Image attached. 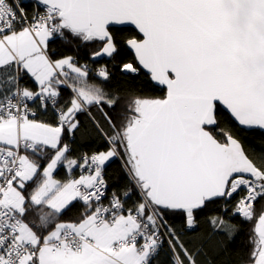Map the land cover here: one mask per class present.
Listing matches in <instances>:
<instances>
[{"label": "snow or ice", "instance_id": "obj_1", "mask_svg": "<svg viewBox=\"0 0 264 264\" xmlns=\"http://www.w3.org/2000/svg\"><path fill=\"white\" fill-rule=\"evenodd\" d=\"M30 2L0 0V264H264L233 132L264 130V0Z\"/></svg>", "mask_w": 264, "mask_h": 264}, {"label": "trees", "instance_id": "obj_2", "mask_svg": "<svg viewBox=\"0 0 264 264\" xmlns=\"http://www.w3.org/2000/svg\"><path fill=\"white\" fill-rule=\"evenodd\" d=\"M26 4L28 5L29 8H31V2L30 0H25ZM125 29L124 34L128 35L131 33L132 29L129 27H121ZM88 52V49H85L84 52H82V55H86ZM148 95L154 96V97H159L163 95V91L159 87H152L147 90ZM84 117H81V120H84ZM231 126V125H228ZM234 134L241 140L243 145L245 146L246 149H248L249 154L253 153H261L264 152V132L258 130V129H244L239 126H236L233 128ZM78 142H81V139L78 135ZM83 146L85 148L93 147L95 146V141L88 139L85 137L82 141ZM118 163H114L110 165L107 169L106 175L111 178L113 182L118 181ZM78 171V170H77ZM63 169L61 168L57 172L58 177L63 176Z\"/></svg>", "mask_w": 264, "mask_h": 264}, {"label": "water", "instance_id": "obj_3", "mask_svg": "<svg viewBox=\"0 0 264 264\" xmlns=\"http://www.w3.org/2000/svg\"><path fill=\"white\" fill-rule=\"evenodd\" d=\"M115 27H118V28H121V27H129V28H131L130 26H125V25H119V26H115ZM239 127H241V126H239ZM241 128H244V127H241ZM244 129H246V128H244ZM260 131L264 132V130H260Z\"/></svg>", "mask_w": 264, "mask_h": 264}]
</instances>
